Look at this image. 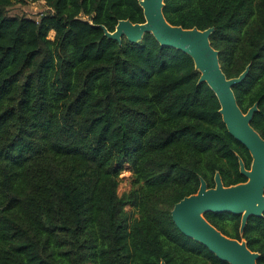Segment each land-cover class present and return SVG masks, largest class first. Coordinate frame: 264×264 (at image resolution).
<instances>
[{
	"label": "trees",
	"instance_id": "16d2710c",
	"mask_svg": "<svg viewBox=\"0 0 264 264\" xmlns=\"http://www.w3.org/2000/svg\"><path fill=\"white\" fill-rule=\"evenodd\" d=\"M26 1L0 0V264H229L171 217L200 178L245 182L239 158L252 162L193 59L151 33L104 35L143 23L139 0H43L39 19L7 14ZM163 14L213 27L227 78L249 66L233 91L244 113L257 103L251 125L264 138V0H164ZM204 216L264 264V213L243 233L241 215Z\"/></svg>",
	"mask_w": 264,
	"mask_h": 264
},
{
	"label": "water",
	"instance_id": "95a60500",
	"mask_svg": "<svg viewBox=\"0 0 264 264\" xmlns=\"http://www.w3.org/2000/svg\"><path fill=\"white\" fill-rule=\"evenodd\" d=\"M139 4L145 18L143 23L119 20L113 31L102 27L104 35L118 41L124 36L131 42H139L145 33H151L162 46L187 53L200 72L199 82H206L216 94L219 112L229 133L248 149L252 157L249 169L239 158V170L246 177L245 182L225 186L216 172L215 185L208 187L200 178L197 192L176 202L171 217L183 234L208 247L220 260L229 264H257L259 253L250 250L245 239L224 235L204 216L208 211L241 215L239 231L243 233L250 216L264 213V138L251 125L257 103L244 113L233 91V86L247 77L249 66L237 77L227 78L219 63V52L210 42L213 27L200 30L170 24L163 14L164 0H139ZM160 264L166 263L161 261Z\"/></svg>",
	"mask_w": 264,
	"mask_h": 264
},
{
	"label": "rangeland",
	"instance_id": "374dc122",
	"mask_svg": "<svg viewBox=\"0 0 264 264\" xmlns=\"http://www.w3.org/2000/svg\"><path fill=\"white\" fill-rule=\"evenodd\" d=\"M50 8L47 6L45 1H35L32 2L27 0L24 3L15 2L9 7H7L6 12L9 15L15 16H26L31 17L34 19H39L43 13L50 12ZM50 35L52 36L53 33L51 32ZM120 184L118 186V193L121 194L124 191H127L130 187V172L124 170L120 175Z\"/></svg>",
	"mask_w": 264,
	"mask_h": 264
}]
</instances>
